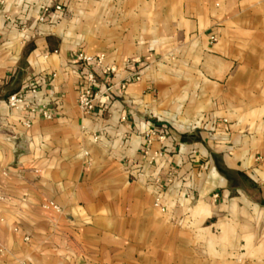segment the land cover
Listing matches in <instances>:
<instances>
[{"label": "crops", "instance_id": "crops-1", "mask_svg": "<svg viewBox=\"0 0 264 264\" xmlns=\"http://www.w3.org/2000/svg\"><path fill=\"white\" fill-rule=\"evenodd\" d=\"M78 52L141 78L86 114ZM0 194V264H264V0H0Z\"/></svg>", "mask_w": 264, "mask_h": 264}, {"label": "built area", "instance_id": "built-area-1", "mask_svg": "<svg viewBox=\"0 0 264 264\" xmlns=\"http://www.w3.org/2000/svg\"><path fill=\"white\" fill-rule=\"evenodd\" d=\"M64 6L57 5L55 13L63 12ZM75 60L83 69V79L85 81V88L78 96L79 106L86 114L102 113L108 108L113 101L116 90L125 91L131 80H139L141 72L132 73L130 77L119 78L118 68L114 64H106V57L104 54L90 55L85 52H78ZM137 62L136 59L130 60L126 63L127 67ZM107 75L106 84L104 87L100 86L99 77L100 71ZM47 87V83L40 77L29 81L28 85L21 91L11 94L7 97L5 103L11 109L18 110L22 115V122L25 126L31 125V120L35 117L44 119H52L61 108V98L52 92L51 99L40 101L38 94L41 90ZM48 96V98L50 97ZM103 100V104L98 102ZM169 136V128L167 125H155L150 127L146 132V144L143 148L144 160L147 162H156L157 158L164 156L163 150H153V143L155 140L164 141ZM170 181V180H169ZM216 194L214 197L216 198ZM4 197L0 194V204ZM155 206L161 211L166 212L168 206L164 203L161 192L155 198Z\"/></svg>", "mask_w": 264, "mask_h": 264}, {"label": "trees", "instance_id": "trees-1", "mask_svg": "<svg viewBox=\"0 0 264 264\" xmlns=\"http://www.w3.org/2000/svg\"><path fill=\"white\" fill-rule=\"evenodd\" d=\"M221 171V173H224V171H222V170H220Z\"/></svg>", "mask_w": 264, "mask_h": 264}]
</instances>
